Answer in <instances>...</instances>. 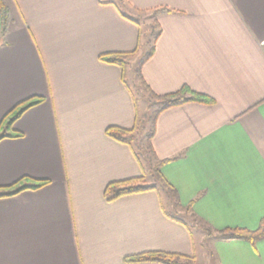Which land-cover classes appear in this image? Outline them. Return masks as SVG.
<instances>
[{"label":"crops","instance_id":"obj_1","mask_svg":"<svg viewBox=\"0 0 264 264\" xmlns=\"http://www.w3.org/2000/svg\"><path fill=\"white\" fill-rule=\"evenodd\" d=\"M1 1L9 23L0 42V121L24 100L43 101L13 123L20 138L0 141V188L47 183L0 198V264H158L124 262L150 252L195 259L192 231L165 216L156 192L104 197L108 184L142 175L133 148L105 135L133 128L135 97L121 69L99 61L132 52L137 26L116 0ZM122 1L128 14L172 11L155 18L160 36L140 71L149 90L185 86L214 101L156 119L152 149L165 161L160 173L178 210L190 204L211 229L215 264H264V239L216 235L255 230L264 215V0ZM135 74L125 81L139 86Z\"/></svg>","mask_w":264,"mask_h":264},{"label":"trees","instance_id":"obj_2","mask_svg":"<svg viewBox=\"0 0 264 264\" xmlns=\"http://www.w3.org/2000/svg\"><path fill=\"white\" fill-rule=\"evenodd\" d=\"M120 2L123 3L122 0ZM120 15L132 22L138 28V38L135 49L129 53H111V54H103L99 56V61L108 65H115L119 67L122 71V81L126 87L127 83L125 81V71L128 67V59L132 57L139 48L140 39L143 36V29L140 23L132 20V18L127 17L124 13H122L119 9ZM139 15L145 14L146 12H137ZM149 17H151L150 25L148 26V30L151 32L152 38L149 41V50L147 51L144 59L139 63V66L136 70L137 79L141 85V87L148 93V95L152 99V103L156 106V109L152 112L151 117V127L150 132L145 136V145L147 152L150 156V160L152 165L149 167L148 173L142 169V175L137 178H132L129 180L110 183L106 186L104 190V197L107 201H113L117 198L140 194L149 191L156 192L160 196V191L165 192L170 200V209L169 212H164L165 216L169 219L178 222L185 227H188L182 220L175 217L174 213L180 209V203L175 189L168 184L165 179L162 177L160 173V167L165 161H159L152 149V138L154 136L155 131V123L156 119L160 113L165 110L179 107L187 103H197L202 105H212L214 101L203 94H199L191 91L187 87H182L178 91L165 95H155L152 93L149 88L145 85L141 78V67L144 65L146 61H148L153 53L154 47L157 39L160 36V28L156 22V16L162 13H172L171 10L167 8H156L148 12ZM0 17H1V28H0V42L4 44V38L7 34V27L9 23L8 11L5 5L0 0ZM43 99L40 97H33L27 100H24L17 105H15L0 121V141L8 138H20L21 133L16 132L12 129L13 123L24 113L26 110L39 105L42 103ZM135 105L136 117L133 128L130 130H125L117 127H109L105 130V135L110 139L116 141L117 143L124 144L129 146L132 149L133 143L135 141L134 132L137 130V127L140 123L137 117V104ZM133 155L137 162L139 163V159L137 154L133 150ZM149 177L150 181H147ZM46 181H35V180H27L22 179L19 180L12 186L0 188V198L10 197L15 194H18L22 191L26 190H35L43 185H45ZM190 204L186 207L185 211L190 212ZM189 221L192 226H197V218L190 213ZM207 235H212V231L209 227L204 228ZM218 238L224 241L230 240H242L247 241L251 244H254L256 241L264 239V215L261 218L258 227L255 230H248L245 228H226L222 231H219L217 234ZM194 261V257H186L178 254H167L163 252H150L143 253L134 256H129L124 259L125 263H158V264H192Z\"/></svg>","mask_w":264,"mask_h":264},{"label":"rangeland","instance_id":"obj_3","mask_svg":"<svg viewBox=\"0 0 264 264\" xmlns=\"http://www.w3.org/2000/svg\"><path fill=\"white\" fill-rule=\"evenodd\" d=\"M116 1L120 11L122 13L126 12L125 15L132 18V20L140 23L143 29V36L140 39L139 48L137 52L128 59V67L125 71V76L126 74L128 76L129 74H131V72H133L134 74L136 73L139 63L144 59L147 51L149 50V41L151 40L152 35L148 30V26L151 22V17H149L151 15H139L138 13L134 12L128 14L127 8L124 6V4L120 2V0ZM127 82L128 78H126V83ZM127 85H129V89L135 97L137 104V117L140 121L137 130L134 132L135 141L132 148L137 154L139 163L141 164L143 170L148 173V169L152 165V162L146 149L145 136L150 132L152 112L156 109V106L152 103L151 97L141 87L140 83L138 84L139 86H136L135 81L131 80ZM147 181H150L149 177L147 178ZM160 197L163 200L165 209L167 211H171L169 206L170 200L165 192L160 191ZM174 215L178 219L182 220L185 224H187L189 229L192 231L196 246V258L194 259L192 264H215L213 258L209 253L210 239L208 238L207 233L202 231L204 230V228H206V226L199 221H197V226H192L189 221L190 214L188 211L186 212L184 210H177Z\"/></svg>","mask_w":264,"mask_h":264}]
</instances>
